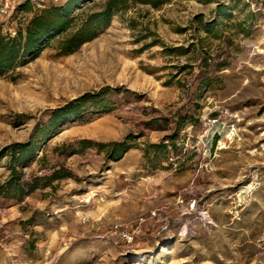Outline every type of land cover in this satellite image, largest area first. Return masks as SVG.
I'll use <instances>...</instances> for the list:
<instances>
[{"label": "rangeland", "instance_id": "374dc122", "mask_svg": "<svg viewBox=\"0 0 264 264\" xmlns=\"http://www.w3.org/2000/svg\"><path fill=\"white\" fill-rule=\"evenodd\" d=\"M68 1L22 5L0 32ZM251 2L127 0L74 52L60 44L77 25L0 77V264H264V1ZM113 143L129 147L118 160Z\"/></svg>", "mask_w": 264, "mask_h": 264}, {"label": "trees", "instance_id": "16d2710c", "mask_svg": "<svg viewBox=\"0 0 264 264\" xmlns=\"http://www.w3.org/2000/svg\"><path fill=\"white\" fill-rule=\"evenodd\" d=\"M89 1L91 0H69L63 7H51L42 10L28 22L23 31L19 30L14 37L4 36L0 32V77L15 70L25 55L38 54L48 45L49 40L54 35H63L69 29H75L77 25L73 32L66 34L60 44L63 53L74 52L84 43L94 39L101 30L107 28L112 18L125 7L127 2V0H106L101 11L83 16L78 24L76 21L77 15L71 16V11L73 8ZM246 6H248V3ZM86 99L87 96H83L72 104L53 111L47 125L40 130L43 133L42 138H45V134L56 125L72 119L78 113L81 103ZM39 135L36 138H39ZM107 149L109 157L118 160L128 151L129 147L125 143H113L108 145ZM33 156L32 143L12 146L10 151L11 165L9 167L11 174H16L15 164L33 158ZM12 184V181L8 184L11 190L22 193L23 186L15 183L12 187ZM26 185L31 189L30 184Z\"/></svg>", "mask_w": 264, "mask_h": 264}, {"label": "built area", "instance_id": "2783aa9c", "mask_svg": "<svg viewBox=\"0 0 264 264\" xmlns=\"http://www.w3.org/2000/svg\"><path fill=\"white\" fill-rule=\"evenodd\" d=\"M57 1L58 0H0V19L11 16L14 13V11L22 5L41 7L45 4L54 3ZM259 1H264V0H259ZM246 2L250 3L251 0H246ZM251 3L253 4V2ZM217 122L218 121L215 119L213 120L209 119L207 125L214 126ZM193 206L194 204H191V208H193Z\"/></svg>", "mask_w": 264, "mask_h": 264}]
</instances>
